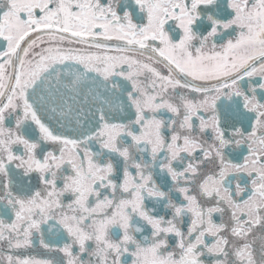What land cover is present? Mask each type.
I'll return each mask as SVG.
<instances>
[{
	"label": "snow or ice",
	"instance_id": "1",
	"mask_svg": "<svg viewBox=\"0 0 264 264\" xmlns=\"http://www.w3.org/2000/svg\"><path fill=\"white\" fill-rule=\"evenodd\" d=\"M0 264H264V0H0Z\"/></svg>",
	"mask_w": 264,
	"mask_h": 264
},
{
	"label": "flooded vegetation",
	"instance_id": "2",
	"mask_svg": "<svg viewBox=\"0 0 264 264\" xmlns=\"http://www.w3.org/2000/svg\"><path fill=\"white\" fill-rule=\"evenodd\" d=\"M3 46H4V42L0 41V47H3Z\"/></svg>",
	"mask_w": 264,
	"mask_h": 264
}]
</instances>
